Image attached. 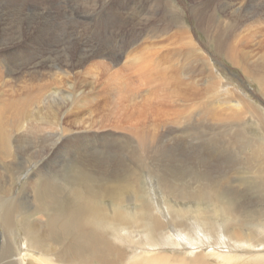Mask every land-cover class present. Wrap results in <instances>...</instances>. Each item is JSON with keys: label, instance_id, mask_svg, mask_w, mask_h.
Masks as SVG:
<instances>
[{"label": "bare ground", "instance_id": "6f19581e", "mask_svg": "<svg viewBox=\"0 0 264 264\" xmlns=\"http://www.w3.org/2000/svg\"><path fill=\"white\" fill-rule=\"evenodd\" d=\"M105 1H111V0H105ZM254 1H256V0H254ZM44 2H46V0H44ZM51 2H55V4H54L55 6H57V4H59V3L63 4L62 0H57V1L51 0ZM140 2L141 3H139L138 0H127L125 3V0H122V7L118 8L121 11L118 13H112L108 17H104L103 20L98 22V25L108 26L109 23L114 24V25L119 24V26L116 25L115 27L117 29H123L124 28L123 26H125V22L127 24L128 20L136 21L137 20L136 17H139V15L148 16L149 13H147L143 10V7L145 6V2L143 0H141ZM253 2L251 4H253ZM71 3L74 4V0H71ZM75 3L76 4L74 6H76V8L73 7L72 10L75 12H79V11L82 12V14L77 13V15H79V16L80 15L83 16V13H86L87 16L85 18H87V17L93 18L95 15H99L102 11L101 6H99V4H101V2L97 3L96 0L94 1L95 4L90 6V9L86 12L81 10L78 7L77 2H75ZM41 4H42L41 0H31V2L27 5V7L30 10V12H29L30 14L28 13L27 15H23L22 14L23 11L21 13H19L17 16V25H20V26L13 27L11 25L12 29L9 32L7 31V29L5 32V28L3 25L4 24H8V25L15 24L16 25V16L12 15L8 18L1 16L2 18L0 19V39L3 38L0 41V101H6V103H7L6 106L0 107V170L2 171V173L5 172L4 173L6 176L5 181L8 182L9 184H11L10 183L12 180L11 178L14 176V175H11L10 173L15 174L16 171H20L21 169H23L24 165L28 166V162H29V161L24 162L21 165L20 163H17L14 161V159L16 158V152H17L16 151V144H15L16 133H18V131H21L24 129L25 130L30 129L31 131H38V132H45L46 130L56 131V128H58V126H59V123H61V121H59L60 117L58 118V116H57L58 110L55 113L51 112V114L48 115L46 118H44V116H42L40 114L41 115L40 120H33L32 121L34 116L31 114L32 109L29 108L30 104H32V103L35 104L36 102H41L40 100L44 96L42 93V90L44 87L41 86L42 90H41V88H39L40 91L37 93V95H35L33 93L35 98H36L35 99V98H33V96H31L32 95L31 90H33V87H32L33 84L31 82H30L31 84L28 83L27 80H29V79H27L25 81V84L23 86L20 85L19 89H17L16 86L13 85L12 80H11L12 77L15 76L14 74L16 71H19V73H23V72H21V69H20L21 66L16 61L13 60L15 58L18 61V59H17L18 57L16 56L17 50L22 48L23 52H24V50L28 49L29 47H32V45H30L28 42H26V39L29 35L30 36H36V37H40V36L44 37L47 33V28L40 22L42 21L43 16H46L48 13L45 14L42 11L39 12L38 8H39V5H41ZM124 4H125L126 8L124 7ZM238 4H239V2H238ZM262 4H261V6H262ZM69 5H70V3H69ZM246 5H247V3H245V2L243 4H241L240 6H237L236 4L228 2V3L224 4V10L223 11L231 13L232 16H239L240 17L247 10V8H244V7H246ZM256 5H257V7L259 6L258 4H256ZM169 6H170L169 7L170 10L167 11V13L170 15V17L168 18L167 21H168V23H172L174 21L177 24V29H175V31L170 33L169 37L166 36V38L169 42V44L167 43L168 46H164V45H162L160 43H156V42L154 44L153 42L150 41L151 44L142 47V49L140 51V55L138 57V60L143 62L142 66L139 68L138 71H139L141 77H145L146 84L150 88V90L148 91L147 94H148V96L152 95V97H153L152 98V104L153 105H151L147 101H142V100L137 101L140 98V96L137 95L136 93H133L131 95L133 89H132V86L129 84V82H126V81L122 82V81L115 79L114 72L106 73L107 78L105 77L106 75L104 76L103 74L102 75L100 74L101 75L100 78L99 79L97 78V81H96L98 83L102 78L105 77L106 78L105 81L107 83L109 82L108 85L113 84L114 89L116 88L115 90H117V91L119 90L120 93H117V94H116V92L114 94L112 93L115 97L118 94H119V96H118V98L116 97L117 102L114 103L110 107L116 108L118 112H119L120 108L123 109V111L121 110L122 111L121 113L122 114L124 113L125 118L124 119L122 118L124 116H122L121 118L123 119L124 122H128L130 124V127L132 130L135 131V130L142 129L144 127V130L140 132V133H142V134H140L141 138H138L137 136H135L136 132H134L132 130H131V133H133V132L135 133V134H132V136H134V139H133L134 143H136L135 139H138L137 142L142 144L141 147L145 148L146 153H147V149H149L146 146L149 145V143L155 145V143H153V142H158L155 139L161 140L158 142V145H160V142L162 143V141H164L163 143H165V141L172 140L171 138H169L168 140H163L164 137L174 135L175 134L174 132H176V133L178 132L177 129L173 130V128H168L169 125L167 126L166 124H164V125L162 124L163 125V131L161 130V132H159V129H155V128H157V126L154 125L156 127H154V128L152 127V130H153V132L155 130L156 131H155V133H151V130H150V132L146 130V126H147L148 122L149 123L153 122V123L157 124L158 120L162 121V123H163V121H165V119H168L166 117L167 115H165L168 113L170 114V112H168V111H167L168 113H166L167 107H165V113H164L165 118H163V120L160 119V118H162L160 116L163 114L162 108H163V106H167V104H168L167 101H169L171 104H172V102H176L177 100L182 101V102L184 101V99L181 98V92H180V90H177V87H178V85L181 86V84H184V85L189 84L190 76L188 77V74L190 73V68H188V67L190 66V64L187 63V59H189V57L192 55H197L198 52H201L202 55L204 53L203 52L204 50L202 49L203 50L202 51L200 49V46L195 42V39L192 35L193 31L191 30V26L188 25L186 19L185 20L182 19L181 13H178L177 11H175V9H177V7H174L172 5H169ZM50 8H52V7H50ZM253 8H256V7H253ZM262 8H263V10L261 11L262 13L257 8V12H260L257 14V16L262 17V15H264V7H261V9ZM190 9L191 8H189V10ZM220 10H221V8H220ZM194 12H196V11H194ZM214 12H212V13H214ZM248 13L249 12H247V15H248ZM199 14H200L199 15L200 24L205 25L206 24V22L204 23L205 13L204 14L199 13ZM209 15H206V16H209ZM254 15H253V17H254ZM177 17H179V18H177ZM249 17H250V15H249ZM135 18H136V20H135ZM196 18H197V16H196ZM232 18H231V20H233ZM4 19H9V21H3ZM224 19L225 18H223V20ZM142 20H144V18ZM148 20L150 21L151 19H148ZM197 20H199V19H197ZM208 20H209V18H208ZM244 20H246V19H244ZM252 20H254V19H252ZM257 20H259V19H257ZM224 22L228 26L231 25V23L226 21V19ZM254 23H256V21H254ZM110 25L108 26V28H111ZM217 25H218V23L212 24V21H211V22H209L208 29H211L212 27L216 28ZM242 25L246 27L247 23L245 25L242 23ZM23 26H25L26 28H24ZM228 26H226V27H228ZM197 27H199V26H197ZM251 27L249 26V28H246V29H248V31L247 30H245V31H247L249 33L250 32L249 30ZM256 27L257 28L255 29V31L253 30V33H255L256 38L258 37L257 42H255V38H254V42L256 43L255 45H257V47H258V49H257L258 52L256 51V53H254V55H253V53L251 51V53L249 54L248 57H253L258 61L251 62V64H248V62H247L248 59L246 61L244 60L243 62H246L244 64L245 66H243L241 68V65L239 64L240 66H238V64H237L239 62L238 59L233 60L235 58L234 57L233 59L231 58V60L234 61L235 65L237 64L238 67H240L241 69H243L245 71V73L248 75V78H250L252 80V82H255L259 85L261 93L264 94V38L263 39L261 38V37H264L263 21H262V23L261 22L259 23V26L257 24ZM171 29H172V27H170L168 24V27H164L163 29H154L155 33H151V32L149 33L148 32L149 33L148 35L152 34V35L157 36L158 38H162L164 35H166V34L168 35V33L170 32ZM202 29H203V27H202ZM239 29H241V27ZM245 31H243V32L246 33ZM54 32H55V37H56V35L59 32L57 31V29H54ZM32 33H34L35 35H33ZM179 34H180V36H179ZM225 34L227 35V33H225ZM73 35L74 34L69 35L68 38H73ZM59 36L60 35H58V37ZM241 36H242V34H241ZM251 36L253 37V35H250L249 40L252 39ZM50 37L52 38V36H50ZM140 38H141L140 34L136 35L135 40H139ZM56 39L58 41L60 38H56ZM252 41L250 40V42H252ZM241 42H243V41H241ZM248 42H246V43L249 44ZM58 43H60V45H62L63 49L54 48L52 53L60 54L59 57H61V54L63 53V51H66V53L68 55V60L71 59L69 62H67V65L69 66V68L64 69V67L62 65L55 67V64L53 63L54 58L49 54L47 55L48 52H45V51L40 52V54L38 55L39 58H38V56H36L35 54L32 53L34 55V58L36 57L35 60L33 57L32 58L22 57L24 63L34 65V68L36 69L35 70L36 74L39 73L40 66H45L48 63H49V67L54 66L53 68L58 70L55 72L56 73L55 74L56 79H54V80L58 81V83H57L58 85L55 84V86L52 87L51 89H48L47 91L44 90V91H46V95H47V93H56V92H58L56 90H59V89L62 90L63 87L61 86L62 84H60V82L64 83L63 81L68 82V85L70 86V88L73 89L74 88L73 84L75 81H73V79H70V78L75 79L78 77H82V75L84 76V75L88 74L90 72V70H92L93 67H97L101 70L111 69V66H112L111 64H117V62L122 58L121 55L114 54V52H110L107 50H106V53H103L102 51H95L94 50L95 47L88 46L87 44H85V45L81 44L82 46H77L76 41L71 42L72 45L69 46L68 48H64V46H63L64 39L63 38H62V40L60 39L58 41ZM184 43L187 44V50L183 49L181 46ZM237 44H238V42H237ZM243 44L245 45V43H243ZM252 44H254V43H252ZM165 47H166V49H165ZM35 48L38 49L39 47L35 46ZM74 48L75 49L77 48V49L74 51L73 50ZM29 49H31V48H29ZM243 49H245V48H243ZM222 50H223V48H222ZM239 50H241V49H239ZM253 50L255 51L256 49L253 48ZM224 51H223V53H224ZM238 52H241V51H238ZM242 52H243V50H242ZM225 53H227V52L225 51ZM72 56L74 57V59ZM225 56H228V55H225ZM184 57H186V60L184 62H182L181 58H184ZM60 61L65 63V61L63 59H60ZM228 61H230V60H228ZM252 61H253V59H252ZM5 62L8 63L7 65H10V64H12V65H10L6 68V65L3 64ZM88 62H92V64L90 63V65L87 67V69H81ZM205 64H206V62H205ZM207 64H208V67H210V64L208 62H207ZM22 65H24V64H22ZM180 67L183 68V70L180 71V73L184 74V75L183 76L180 75L182 77H180V76L178 77V78H180V81H179V80H176V77L178 76V75H176V72L179 73L177 68H180ZM97 76H99V75H97ZM181 78H184L187 80L183 81V80H181ZM242 78H245V77H242ZM216 80L217 81L213 80L211 82V86L216 87L218 82H222L223 88H224L223 91L225 93L224 99L220 100L221 108L224 109L225 111H233L236 115H239V116H240V114L247 113V111L243 110V108L245 106L247 107L248 103L246 102V100L247 99L250 100V98L248 96H244V98H243V97H241L242 95L239 98L238 97L233 98L230 94H228V93H232V90H230L228 88L229 83L227 85V83L222 81V80H224L222 75H218ZM71 81H73V82H71ZM36 82H38V81H36ZM90 83L93 85L92 82H90ZM51 84H49V85L51 86ZM64 84H66V83H64ZM128 85L131 86V87H129L130 90L126 89V87H128ZM251 85H252V83H251ZM102 88H104V87L102 86ZM110 89L112 90V88H110ZM232 89H234V88H232ZM19 91H21V92H19ZM67 91H69V90H67ZM9 92L17 93L19 95V97H15L12 93H11L12 94L11 95ZM69 92H72V90ZM69 92H67V93H69ZM82 92H84V91H82ZM204 92H205V89H204ZM208 92H209V90H208ZM106 93H108V92L106 91ZM21 94H24L25 96L21 95ZM74 95H76V94L74 93ZM78 95H76L77 96L76 98H75V96L73 98L77 99L79 97H82L81 95H79V97H78ZM106 95L108 98L110 97L108 94H106ZM129 95H131V96H130V99L128 100L127 96H129ZM185 96H187V94ZM185 96H182V97H185ZM102 97H103V95H102ZM57 98H59V97L57 96ZM92 99H95V98H92ZM71 100H70V102H71ZM90 100L88 102H90ZM74 101H75V104H77L76 100H74ZM105 101H106V99H105ZM112 102H114V101H112ZM19 103H21V105H17ZM69 103H68V105H69ZM91 103L92 102H90V104ZM57 104H58V102H57ZM90 104H86V105H90ZM203 104H204V102H203ZM53 106H54V104H53ZM95 106H97V105H95ZM204 106H205V104H204ZM72 107L74 109V106H72ZM75 107H77V106L75 105ZM169 107H170V105H169ZM251 107L252 106L250 105V107H248V108H251ZM111 108L108 107V109H109L108 111H110ZM70 109L71 108H68V111ZM90 109H91V107H90ZM252 109L255 110V114H252L250 117H248L249 120H245V121L242 120L244 123L242 124V127H240L241 132H242V134L240 136L243 135L242 136L243 138H241L240 136L239 137L241 139H245V140L249 141L248 143H250V144L254 140L253 146L251 145L252 146V148H251L252 157L251 158L254 159L256 163H254L253 160L251 158H249L248 164L251 165L250 172L253 174V177H254V175L256 176L255 180H257L258 184L260 185L256 189L255 194L259 195L264 200V178H263V175H264V113H263L262 109H259L258 107L254 106V108L252 107ZM85 110H87V109H85ZM96 110H98V109H96ZM242 110H243V112L241 113ZM173 111H175V110H173V108H172V112ZM177 111L178 110H176L174 113L178 114L179 111L178 112ZM161 112H162V114H160ZM73 113H74V111H73ZM76 113H77V111H76ZM80 114H83V113H80ZM171 114H173V113H171ZM179 114H180V112H179ZM67 115L65 114V117ZM86 115H88V114H86ZM89 115H90V113H89ZM107 115L109 116V114H107ZM95 116H97V115H95ZM105 116H106V114H105ZM169 116L170 115H168V117ZM171 116H173V115H171ZM230 116H232V115L229 114V117ZM82 118H83V115H82ZM84 118H85V116H84ZM102 118H103V116H102ZM116 118H117L116 121H119L118 117H116ZM121 118L119 117V119H121ZM169 118L172 119V117H169ZM173 118H176V117H173ZM238 118L240 119V117H238ZM87 119L81 120V117H80L79 121H81L82 123L76 124V126L79 127L80 125H83L85 127H82V126L81 127L84 128V130L87 129L86 131H88V129H89L90 132L92 130L94 132H98V131H95V127L96 128L98 127V130H101L105 134H110L112 132V131H108L109 125H108V123H106L108 120L111 123L110 117H108L107 121L103 119L102 121H104L105 124H103V122L101 121L102 124H99L100 123L99 122L98 126H96L97 122H98L96 117L93 118V120H94V121L92 120L93 122H91V121L89 122V120H87ZM66 120H67V118H66ZM75 120L76 119H74V121ZM112 120H114L113 117H112ZM74 121H72V122H74ZM79 121L77 120L75 122L79 123ZM120 121H122V120H120ZM169 121H171V120H169ZM75 122H74V124H75ZM171 122H169V123H171ZM226 122H228V121H226ZM114 123H115V120H114ZM119 124L120 125L115 123V125L122 126L121 123H119ZM160 124H161V122H160ZM229 124H230V122H229ZM237 124H238V122H237ZM67 125H69V124H67ZM124 125H126V124H124ZM174 125H178V123L174 124ZM180 125H178L179 128H180ZM127 126L129 127V125H127ZM127 126H125V128ZM150 126H152V125H150ZM112 127H114V126H112ZM130 127H129V129H130ZM169 127H171V126H169ZM158 128H159V126H158ZM78 129L80 130V128H78ZM121 129H123V127ZM109 130H110V128H109ZM125 130H128V129H125ZM75 131H77V130H75ZM86 131H84V133ZM128 132H130V131L128 130ZM51 133L54 135L56 134L55 132H51ZM180 133H181V131H180ZM238 134H240V133H238ZM25 135H27V133L23 134V136H25ZM121 136L128 137L125 134L121 135ZM130 136H131V134H130ZM55 138H53V139H55ZM68 138H70V137H68ZM88 138H90V137H88ZM17 139H18V137H17ZM38 139H39V137H38ZM79 139H80V137H79ZM129 139H131V138H129ZM23 140L24 141L28 140V142L32 141L31 138L29 139V137L25 138ZM50 140H52V139H50ZM114 140L118 141L120 139L114 138ZM173 140H175L177 142L180 139H173ZM41 141H40V143H41ZM93 141L95 142V140H93ZM126 141H129V140L127 139ZM147 141H150V142H147ZM20 144H21V142L18 143V147ZM150 147L153 148V145H150ZM138 149H139V147H138ZM143 150H141L140 152H142ZM150 150H149V152H150ZM185 150H186V147H185ZM56 151H57V149H56ZM134 151H136V150H134ZM143 152H142V154H143ZM27 153L28 152H26V154ZM180 153L181 154L183 153L182 149H181ZM72 154H74V153H72ZM154 154H153V156H154ZM169 155H170V152H169ZM169 155H167V154L164 155V153H163V156L167 157ZM31 157H33V156L31 155ZM166 157H162V159H158L160 157H157L156 160H154V163H152V164H150L149 162H147L145 160L146 161L145 166L143 167L144 170H142L140 168V170L143 172L142 175L139 173V170L136 168V166H132L133 164L131 165L130 161H128L129 163H127V164L124 163L125 164L124 165L123 163L118 161L117 156H115L114 159H112V161L109 162L104 157H97L96 155L95 156H87V155H85V153L81 159L77 160V165H75L77 173L73 175L74 177L72 179H65L62 182H58L57 180L52 181L51 177L49 175H47L46 173H43L42 171H38L37 175H35V177L33 178L32 182H31L34 185L33 188H36V190L34 192V201L31 202L32 206L29 207V213H31L32 215L40 213V215L43 214L44 217H46L47 219L43 220L42 217L37 218L35 220V222H38V224L35 226L34 223L31 220H29L30 216L21 217V215L17 214V211L14 207V204L9 203V199L7 197H5L6 195L1 196L2 198L0 201V218H1L2 223H3V225L7 231L6 235H7V240L9 239V244H11L13 246L14 238L18 234L17 219L21 218L25 232H26V238L28 240L29 249L32 248V250H35V251L40 252L42 254L41 256H37V255L31 256L28 264H193V262H195L197 260L198 255H202L203 258H205V257L210 258L209 261L211 264H264V252H255L254 250H253L254 251L253 252L251 249L250 250L247 249L246 252L245 251L244 252H236L237 249L231 248L230 245L227 248V250L222 251L223 249L221 250V246H219L221 244V241L222 240L224 241V239H225L224 237H226V236L229 237V239H232L234 241V247H237V245L242 246L243 243H246L249 246V245H251V243L254 244V242H260V241L264 242V239L262 238V235H264V217L261 218L262 221L259 220V222H257V223L250 222V221H252V220H250V218L252 219L254 214H250V212L245 213V211L247 209L242 206V204L239 200L236 199L235 193L236 192L240 193L239 192L240 190L236 188L235 190L232 191L230 189V187L227 188V187H224L223 184H219V182L217 181L218 178L216 179V177H214L212 172H210V173L207 172L205 174L204 173H200V174L198 173L201 177L205 178L204 181L200 180L199 177L198 178L196 177L197 175H195V174H197V173L193 174L192 177L194 178V180H196L198 182V186L193 185V182L191 184V182H190L191 180L185 181V179L182 176H180L174 172H173V177H170L171 175L166 176V173H164V174L163 173L162 174L157 173V169H158V172L160 171L159 169L168 170L167 169L168 168L167 163L164 160ZM135 158L137 159L138 157L135 156ZM120 160H121V158H120ZM139 164H141V163H139ZM51 165H53V163ZM180 166H184V165H180ZM40 167H41V165H40ZM64 167H66V166L64 165ZM36 169H37V167H36ZM119 170H120V172H119ZM20 174H22V173H20ZM138 174H140V176H138ZM227 179H228V177H227ZM144 180L148 183V186H154V189L152 190V192H154V193H152V194H154L156 198H157V196L164 195L165 196L164 198L168 200V203L164 207L165 209H163L161 211L162 214H164L163 211L164 212L168 211V214H166L167 215V217H166L167 222L164 221L160 217V215L157 214V211L159 212L161 210L160 204H159L160 208H158L157 205L150 203L149 199L145 196V192L141 188ZM5 181L3 182L2 179L0 180V189L2 192H4L2 190V185H3V187H6L8 185ZM251 181H253V180H251ZM8 192L9 191H7V193ZM152 194H150L151 199L154 198L152 196ZM195 195H197L198 197L194 198L193 196H195ZM104 198H110L112 200L113 204H111V205L109 204L110 209H108V210H107L108 206L106 207V205H104L100 201V200H103ZM185 199H188L190 201L191 200H194V201L203 200V201H205L207 207L203 208L204 210L205 209L207 210L208 208H210V209L211 208H217L219 210L216 212V214L218 216H222V219H224L222 222L219 220L211 222L210 219L208 217L205 218V215H204L201 217L203 219V222H202V219L200 218L199 215L195 216V223L194 224L198 227H194V230L188 229L187 231H184L181 234L182 240H184L188 244L192 245V247H190V248L186 247L185 244L181 245L180 240L179 239L175 240V238L171 234H168L167 237H163V238L159 237V234L162 231H164L163 224L166 223V225L167 224L169 225V222L177 224L179 222H182L183 221L182 219H184V218L187 219V216L186 217L183 216L184 208L181 206H175V205L181 203ZM132 201L137 202L135 207L130 206V203ZM261 205L263 206V204H260V206ZM46 210L52 211V214L47 213ZM191 210L192 209L189 208L190 212H191ZM198 210L200 211V208ZM257 212L261 213V212H259V210ZM170 214H172L174 217L171 218ZM216 214L214 213L213 215H216ZM176 215L178 218H180L178 221L176 219ZM184 215H186V214H184ZM161 220L164 222L163 224H162ZM255 221H256V219H255ZM190 225H193V223L191 222ZM126 228L129 229V232L124 231ZM166 229H167V226H166ZM106 230H107V233L109 231H111L113 234H115L116 239L130 240V238H131L132 242L134 241L133 240L134 235H132L133 231L134 232L140 231L143 233V235H142L141 239L134 241V243L140 242L145 247L148 246L149 248H155L154 246L161 245V244L176 245V246L181 245L182 247L185 246L184 249L191 250L192 252H173L174 257L171 261L168 258V256L159 255L163 252H151V253H147V254H142V252H134V253H131L127 258H124L123 250H121L120 246H117L116 244H113L110 241L111 239L108 238ZM202 232H205V241L203 240L204 236H203ZM211 233L218 235V237H219V235H221V239L218 238L219 240L213 241L209 237V235ZM0 234H1V232H0ZM241 234H244V236H246L245 238H247V239H245ZM204 243H205L204 249L205 248L207 249L208 247H210L211 252H206V249H205V252H202V251L201 252H193L194 250H198L199 248H202ZM257 245H259V244H257ZM262 246L264 247V243ZM11 249H12V247H11Z\"/></svg>", "mask_w": 264, "mask_h": 264}, {"label": "rangeland", "instance_id": "374dc122", "mask_svg": "<svg viewBox=\"0 0 264 264\" xmlns=\"http://www.w3.org/2000/svg\"><path fill=\"white\" fill-rule=\"evenodd\" d=\"M94 1L93 0H74V4H72L71 0H62L63 4L59 3V4H57V6H55L54 5L55 2H51V0H48V1L46 0V2H44V0H41L42 4L39 5L38 10H39V12L42 11L45 14L46 13H48V14L46 16H43V19L40 23H42L47 28V33L44 37H42V36L36 37V36H30L29 35L26 39V42H28L30 45H32V47H29L31 49L28 48V49L24 50V52H23V49L20 48L16 52V54H17L16 56L18 57L17 58L18 61L15 58L13 60L16 61L21 66L20 69H21V72H23V73H19V71L15 72V74H14L15 76L12 77V79H11L13 85L16 86L17 89H19V86L20 85L23 86L25 84V81L27 79H29V80H27L28 83L33 84L32 85L33 90H31V94H32L31 96H33V98H35L34 94L37 95V93L40 91L39 88H41V90H42V87H44L42 90V93L44 96L40 100L41 102H36L35 104L34 103L30 104L29 108L32 109L31 114L34 116L32 121L33 120H40L41 115L44 116V118H46L48 115L51 114V112L55 113L58 110L57 116H58V118L60 117L61 120L59 119V121H61V123H59V126H58V128H56V131L46 130L45 132H38V131H31L30 129H28V130L24 129L25 131L21 130V131H18V133H16L15 144H16V151L17 152H16V158L14 159V161L17 163H20L21 165L24 162H28V161L29 162H28V166L24 165V168L21 169L20 171H16L15 174L10 173L11 175H14L11 178L12 179L10 182L11 184H9L8 182L5 181L6 180V176L4 174L5 172L2 173V171L0 170L1 171L0 172V180L2 179L3 182L5 181L8 184L6 187H3V185H2V190L4 192H2L0 189V201L2 198L1 196L6 195L5 197H7L9 199V203L14 204V207L17 211V214L21 215V217L30 216L29 220H31L34 223V225L36 226L38 224V222H35V220L37 218L42 217L43 220L47 219L46 217H44L43 214L40 215V213H39V214L32 215L31 213H29V207L32 206L31 202L34 201V192L36 190V188H33L34 185L31 182H32L33 178L35 177V175H37L38 171H42L43 173H46L47 175H49L51 177L52 181L57 180L58 182H62L65 179H72L74 177L73 175L77 173L76 172L77 171L76 166H75V165H77V160L81 159L85 153V155H87V156H95L96 155L97 157H104L109 162H111L115 156H117L118 161L123 163V164L124 163L127 164V163H129L128 161H130L131 165L133 164L132 166H136V168L139 170V173L142 175L143 172L140 170V168L142 170H144L143 167L145 166L146 161L149 162L150 164H152V163H154V160H156L157 157H160L158 159H162V157H166V156H163V153H164V155H166V154L169 155V152H170V155L164 159L167 163V167H168L167 169L168 170L159 169L160 171L158 172V169H157V173H161V174L166 173V176L171 175L170 177H173V172H174V173L182 176L185 179V181L191 180L190 181L191 184L193 182V185L198 186V182L196 180H194L192 175L197 173V174H195V175H197L196 177L197 178L199 177L200 180L204 181L205 178L201 177L199 174L200 173L205 174L207 172H209V173L212 172L214 177H216V179L218 178L217 181L219 182V184H223V186L227 187V188L230 187V189L232 191L235 190L236 188L240 190L239 191L240 193H237V192L235 193L236 199L241 202V204L244 208L247 209L245 211V213L250 212V214H254L252 219L250 218V220H252L250 222L257 223V222H259V220L262 221L261 218L264 217V210H263L264 209V203H263L264 200L259 195L255 194L256 189L260 185L258 184L257 180H255L256 176L254 175V177H253V174L250 172L251 165L248 164L249 158L252 157L251 148L253 146L254 140L250 144V143H248L249 141H247L245 139H241V138H243L242 137L243 135L240 136L242 134L240 127H242V124L244 123L243 121L249 120L248 117H250L252 114H255V110L252 109V107L253 108H254V106L258 107L259 109H262V111L264 113V94L261 93L259 85L255 82H252V80L250 78H248V75L245 73V71L243 69H241L243 66H245L244 64L246 62H243L244 60L246 61L248 59L247 60L248 64H251V62L258 61L255 58L248 57V56L251 53V51H252L253 55H254V53H256V51L258 52V50H257L258 47H257V45H255L256 44L255 42H257L258 37L257 38L255 37V33H253V30L255 31V29L257 28L256 27L257 24L259 26V23L260 22L262 23V21H263V25H264V15H262V17L257 16V14L263 10V8L261 9V7H264V0H256V1H254V0H246V1L245 0H234V1L233 0H225V1L224 0H143L145 2V6L143 7V10L145 12L149 13V15L148 16L139 15V17H136L137 20L135 18L136 21L128 20L127 24L125 22V26H123L124 27L123 29H117L115 27L116 25L119 26V24L114 25V24L109 23L108 26L111 24L110 25L111 28H108V26L98 25V22L103 20L104 17H108L112 13H118L121 11L118 8L122 7V0H111V1L96 0L97 3L101 2L102 5L99 4V6H101L102 11L99 15H95L93 18H90V17L85 18L87 16L86 13H83V16L82 15L79 16V15H77V13L82 14V12H80V11L75 12L72 10L73 7L76 8V6H74V5L76 4L75 2H77L78 7L81 10L86 12L90 9V6L95 4ZM126 1L127 0H125V3H126ZM138 1H139V3H141L140 2L141 0H138ZM30 2H31V0H0V19L2 18L1 16L5 17V18H8L12 15L16 16V25L15 24H10V25L4 24L3 25L5 28V32H6V29L9 32L12 29V26L13 27L20 26V25H17V16L22 11H23L22 12L23 15H27L30 12L29 8L27 7V5ZM228 2L236 4L237 6H240L244 2L247 3L246 7H244V8H247L246 11L249 12L248 15H247L246 11L240 17L239 16H232L231 13L223 11L224 10V4H226ZM238 2H239V4H238ZM252 2H253V4H251ZM69 3H70V5H69ZM256 4H258L260 7L259 6L257 7ZM261 4H262V6H261ZM169 5L177 7V9H175V11H177L178 13H181L182 19H184V20L186 19L188 25L191 26V30L193 31L192 35L195 39V42L200 46L201 50L202 49L204 50V51L202 50L204 53L202 55L201 52H198L197 55H192L189 57V59H187V63L190 64V66L188 67V68H190V73L188 74V77L190 76L189 84L188 85L181 84V86L178 85V87H177V90H180L181 98H183L184 101L182 102V101L177 100L178 102L177 101L172 102V104L174 106L169 101H167V103H168L167 106H163L164 109L162 108L163 114H162V112L160 113V114H162L160 116L162 118H160V119L163 120V118H165L164 116L167 115L166 117L169 120L172 121L174 119L175 121L173 120L171 122L168 119H165V121H163V123H162V121L158 120L157 124L153 123V122H150V123L148 122L147 126H146V130L149 132L151 130V133H155L156 130L153 132L152 127L154 128L156 126H157V128H155V129H159V132H161V130L163 131V125L164 124H166L167 126L168 125L171 126V127L168 126V128H173V130L177 129L178 132L177 133L174 132L175 133V134L173 133L174 135L164 137L163 140H168L169 138H171L172 140L165 141V143H163L164 141H162V143L160 142V145H158V142L161 140L155 139L158 141V142H153V143H155L156 146L154 144L149 143V145L146 146L147 148H149V149H147V153H146L145 148L141 147L142 144L137 142L138 139H135L136 143H134V140H133L134 136H132V134H135L134 132H136L135 136H137L138 138H141L140 134H142V133H140V132L144 130V127L143 128L141 127L142 129H139L140 131L139 130H135V131L132 130L130 127V124L128 122L123 121V119L125 118L124 113L123 114L121 113L123 111V109L120 108V110L118 112L116 108L110 107L114 103L117 102L116 97L118 98V96H119V94H118L115 97L113 94L115 92H116V94L120 93V92H119V90L118 91L115 90L116 88L114 89L113 84L108 85L109 82L107 83L105 81V79L107 78L106 73L114 72L115 79L122 81V82H125V81L129 82V84L132 86V89H133L131 95L133 93H136L137 95L140 96V98L137 101H140V100L147 101L151 105H153L152 104V98H153L152 95L148 96V94H147L148 91L150 90V88L146 84L145 77H141V75L138 71L139 68L143 64V62L138 60V57L140 55V51H141L142 47L151 44V42H153L154 44L156 42V43H160L164 46H168L169 42H168L166 36L169 37V34L172 33L173 31H175V29H177V24L174 21L172 23H168V21H167L168 18L170 17V15L167 13V11L170 10ZM50 7H52V8H50ZM124 7H125V4H124ZM253 7H256V8H253ZM189 8H191V9L189 10ZM220 8H221V10H220ZM257 8L260 12H257ZM194 11H196L198 14ZM212 12H214V13H212ZM199 13H201V14L205 13V19H204V23L206 22L205 25L200 24V22H199L200 21V18H199L200 14ZM206 15H209V16H206ZM249 15H250V17H249ZM253 15H254V17H253ZM196 16H197V18H196ZM143 18H144V20H142ZM177 18H179V17H177ZM208 18L210 21L208 20ZM223 18H225L226 21L230 22L231 25L228 26L227 24H225V22H224L225 19L223 20ZM231 18L233 20H231ZM148 19H151V20L149 21ZM197 19H199V20H197ZM244 19H246V20H244ZM252 19H254V20H252ZM257 19H259V20H257ZM3 21H9V19H4ZM211 21H212V24L218 23L216 28L212 27L211 29H208L209 22H211ZM254 21H256V23H254ZM242 23L244 25L247 23L246 27L243 26ZM168 24L170 27H172V29L170 30L168 35L166 34L163 36L165 39L163 37L158 38L157 36L152 35V34L148 35L150 32L155 33L154 29H163L164 27H168ZM197 26H199V27H197ZM226 26H228V27H226ZM239 26L241 27V29H239L240 28ZM249 26L250 27L252 26V27L250 28V30H249L250 32L248 33L247 32L248 29H246V28H249ZM23 27L26 28L25 26H23ZM202 27H203V29H202ZM54 29H57V31L59 32L56 35V37H55ZM245 30H247V31H245ZM243 31H245L246 33H244ZM225 33H227V35ZM32 34L35 35L34 33H32ZM71 34H74L73 38H68V36ZM139 34L141 35V38L139 40H135L136 35H139ZM241 34H242V36H241ZM249 34L253 35V37L251 36L252 39H250L251 41L253 40L252 42H250V40H249V38H250ZM58 35H60V36L58 37ZM50 36H52V38ZM179 36H180V34H179ZM56 38H60L61 40H62V38L64 39V43H63L64 48H68L69 46L72 45L71 42L76 41L77 46H82L81 44H84V45L87 44L88 46L95 47L94 48L95 51H102L103 53H106V50H107L110 52H114V54L121 55L122 58L117 62V64H111L112 65L111 69L101 70L97 67H93L92 70H90V72L88 74H86L84 76L82 75V77H78L75 79L70 78V79H73V81H75L73 84L74 85L73 89L70 88V86L68 85V82L63 81L66 84L60 82V84H62L61 86L63 87L62 90L59 89L60 91L56 90V91H58L56 93H47V95H46V91L48 89H51L52 87H54L55 84L58 85L57 84L58 81L54 80V79H56L55 78L56 77L55 72L58 70L53 68L54 66L49 67V63H48L45 66H40V68H39L40 71H39V73L36 74V72H35L36 69L34 68V65L24 63L22 57H25V58L26 57H30V58L33 57L34 58L33 54L38 56L41 51H45V52H48L47 55L49 54L54 58L53 63L55 64V67L62 65L64 67V69L69 68V66L67 65V62H69L71 59L68 60V55H67L66 51H63V53L61 54V57H59L60 54L52 53L54 48L63 49L62 45H60V43H58V41L60 39L57 41ZM254 38H255V42H254ZM261 38L263 39L264 37H261ZM2 39L3 38H1L0 41ZM238 40L240 42L243 41V42H241L242 44ZM237 42H238V44H237ZM246 42H248L249 44H247ZM243 43H245V45ZM252 43H254V44H252ZM35 46L39 47L38 48L39 50L36 49ZM181 46L183 49L187 50V44L186 43L182 44ZM221 47L223 48V50ZM243 48H245V49H243ZM253 48L256 50L254 51ZM76 49L74 48L73 50L75 51ZM165 49H166V47H165ZM239 49H241V50H239ZM224 50L228 54L225 53ZM242 50H243V52H242ZM223 51H224V53H223ZM238 51H241V52H238ZM225 55H228V56H225ZM35 58H34V60H35ZM38 58H39V56H38ZM231 58L232 59L234 58L233 60L238 59L239 62L237 64H238V66L241 65V68L238 67L237 64L235 65L234 61H232ZM60 59H63L65 61V63L60 61ZM73 59H74V57H73ZM227 59L230 60L231 62L228 61ZM252 59H253V61H252ZM181 60H182V62H184L186 60V57L181 58ZM203 60L206 62V64L208 62L210 64V67H208V64L206 65ZM90 63L92 64V62H88L85 65L86 67L84 66L85 68L83 67L81 69H87V67L90 65ZM3 64L6 65V68L8 66L12 65V64L7 65L8 64L7 62H5ZM22 64H24V65H22ZM177 69H178L179 73L176 72V75H178L176 77V80L180 81V78H178V77L180 75H182V76L184 75V74L180 73V71H182L183 68L180 67ZM100 74L101 75L103 74L104 76L106 75L105 76L106 78L105 77L102 78L98 82L100 84L99 85L96 81H97V78L98 79L100 78V76H101ZM97 75H99V76H97ZM218 75H222V77L224 78V80H222V81L227 83V85L229 83L228 88L230 90H232L233 94L232 93H228V94H230L233 98H235V97L239 98L241 95H242L241 97H243V98H244V96H248L250 98V100L249 99L246 100V102L249 105L247 104V107L245 106L243 108V110H246L247 113L240 114V116H239V115H236L233 111H225L224 109L221 108L220 100H223L225 97V93L223 91V89H224L223 83L218 82L216 87L211 86V82L213 80L217 81L216 79H217ZM182 76H180V77H182ZM242 77H245V78H242ZM181 80L186 81L187 79L181 78ZM36 81H38V82H36ZM73 81H71V82H73ZM90 82H92L93 85ZM251 83H252V85H251ZM49 84H51V86ZM102 86L104 88H102ZM131 86L128 85V87H126V89H129V87H131ZM109 87L112 88V90ZM232 88H234V89H232ZM66 89L69 91L72 90V92H69ZM204 89H205V92H204ZM44 90H46V91H44ZM208 90H209V92H208ZM66 91L69 93H67ZM82 91H84V92H82ZM106 91L108 93H106ZM19 92H21V91H19ZM9 93L10 94L12 93L15 97H19V95L17 93H14V92H9ZM74 93L76 95L79 94L82 97H79V95H78L79 98L74 99L73 98L74 96H75V98L77 97L76 95H74ZM106 94H108L110 97L108 98ZM186 94H187V96H185ZM21 95H24V94H21ZM102 95L104 98L102 97ZM131 95L127 96L128 100L130 99ZM57 96L59 98H57ZM182 96H185V97H182ZM68 98L72 99V100L70 99L71 102ZM92 98H95V99H92ZM105 99H106V101H105ZM74 100H76L77 104H75ZM89 100L94 105L92 103H91L92 104L91 105L90 102H88ZM112 101H114V102H112ZM57 102H58V104H57ZM67 102L68 103L70 102L69 105ZM203 102H204L205 106H204ZM53 104H54V106H53ZM74 104L77 107H75ZM86 104H90V105H86ZM6 105H7L6 101H0V107L6 106ZM17 105H21V103H19ZM95 105H97V106H95ZM169 105H170V107H169ZM250 105L252 107L248 108V107H250ZM72 106H74V109ZM89 106L91 107V109ZM108 107L111 108L110 111H108L109 110ZM165 107H167V109H168V110L166 109V113L170 112V114L168 113V114L164 115ZM68 108H71L72 110L70 109L68 111ZM84 108L87 109L88 111L85 110ZM95 108L98 109L99 111L96 110ZM172 108L175 111L178 110L180 112V114L178 111H177L178 114H175L174 113L175 111L172 112ZM243 110L241 111V113L243 112ZM73 111H74V113H73ZM76 111L78 114L76 113ZM80 113H83V114H80ZM89 113H90V115H89ZM171 113H173V114H171ZM65 114L66 115L68 114L67 115L68 117L67 116L65 117ZM86 114H88V115H86ZM105 114H106V116H105ZM107 114H109V116ZM229 114L232 116L229 117ZM82 115H83V118H82ZM95 115H97V116H95ZM168 115H170L169 117H172V119L169 118ZM171 115H173V116H171ZM84 116H85V118H84ZM102 116H103V118H102ZM107 116L110 117L111 123L109 122ZM122 116H124V117H122ZM80 117H81V120H86L89 117L87 119V120H89V122L90 121L93 122L94 121L93 118L96 117V119L98 121L96 126H98L99 122H100L99 124H102V122H103V124H105V122L102 121L103 119L106 121L108 120L106 122L109 125L108 131H112V132L110 134H105L101 130H98V127L97 128L95 127V131H98V132L100 131L99 133L94 132L93 130L90 132L89 129H88V131H86L87 129L84 130V128H82L85 126H83V125H80L79 127L76 126V124L82 123L81 121H79ZM112 117L115 120L116 124L120 125L119 123H121L122 126L115 125L114 120H112ZM116 117H118L119 121H116V119H117ZM119 117L120 118L122 117L123 119L122 118L119 119ZM173 117H176V118H173ZM238 117H240V119ZM66 118H67V120H66ZM74 119H76L75 121L78 120L79 123L78 122L76 123L74 121ZM68 120L69 121L71 120L70 121L71 123ZM120 120H122V121H120ZM72 121H74L75 124ZM168 121L171 123H169ZM226 121H228V122H226ZM160 122H161V124H160ZM176 122L178 123V125L181 124L180 128L178 127V125H174V124H177ZM229 122H230V124H229ZM237 122H238V124H237ZM67 124H69L71 127ZM124 124H126V125H124ZM127 125H129L130 129ZM150 125H152V126H150ZM154 125H156V126H154ZM112 126H114V127H112ZM125 126H127V127L125 128ZM158 126H159V128H158ZM120 127L121 128L123 127V129H121ZM78 128H80V130ZM109 128H110V130H109ZM125 129H128L130 132H128V130H125ZM75 130H77V131H75ZM131 130L134 132L131 133ZM84 131H86V132L84 133ZM180 131H181V133H180ZM51 132H55L57 135L56 134L54 135ZM24 133H27V135L23 136ZM238 133H240V134H238ZM124 134L126 136H128L129 138H131L132 140L129 139L128 137L121 136ZM130 134H131V136H130ZM27 136L29 137V139L31 138V140H32L31 142H28V140H26V141L23 140L25 138H28ZM17 137H18V139H17ZM38 137L40 140L38 139ZM68 137H70V138H68ZM79 137H80V139H79ZM88 137H90V138H88ZM49 138L52 140H50ZM53 138H55V139H53ZM114 138H119L120 140L115 141L116 139L114 140ZM127 139L130 142L126 141ZM173 139H180V140H178L176 142ZM93 140H95V142ZM40 141H41V143H40ZM17 142L18 143L21 142L19 147H18ZM147 142H150V141H147ZM150 145H153V148H151ZM138 147H139V149H138ZM185 147H186V150H185ZM56 149L58 152L56 151ZM181 149H182L184 154L180 153ZM134 150H136V151H134ZM141 150L144 151V152L142 151L143 154H142V152H140ZM149 150H150V152H149ZM26 152H28V153L26 154ZM72 153H74L75 155ZM153 154H154V156H153ZM31 155L33 157H31ZM135 156L138 158L136 159ZM119 157L121 158V160ZM252 160L254 163H256L254 159H252ZM52 163L54 166L51 165ZM139 163H141V164H139ZM40 165H41V167H40ZM64 165L67 168L64 167ZM180 165H184V166H180ZM36 167H37V169H36ZM119 172H120V170H119ZM20 173H22V174H20ZM140 174H138V176H140ZM227 177H228V179H227ZM263 178H264V175H263ZM251 180H253V181H251ZM141 188L144 190L145 196L149 199L150 203L157 205L158 208H160V206H161V210L159 212L157 211V214L160 215V217L164 221L167 222V218H166L167 215L166 214H168V211H166V212L163 211L164 214H162V212H161L163 209H165L164 207L168 203V200L164 198L165 196L164 195L157 196V198H158L157 199L155 197V195L152 194V193H154V192H152V190L154 189V186H148V183L145 180L143 181ZM7 191H9V192L7 193ZM150 194H152V196L154 197L153 199L150 198ZM193 197L196 198L198 196L195 195ZM100 201H101V203L106 205V207L108 206L107 210L110 209V205L113 204L112 200L110 198H104L103 200H100ZM136 204H137L136 201L135 202L132 201L130 203V206L135 207ZM159 204H160V206H159ZM260 204H263V206L262 205L260 206ZM175 206H181L184 208L183 216L184 217L187 216V219L184 218V219H182L183 220L182 222H179L177 224L170 223L168 221L169 225L168 224L166 225V223L163 224L164 222L161 220V222L164 226V231H162L159 234V237L163 238V237H167L168 234H171V235H173L175 240H178V239L180 240L181 245L185 244V246L189 247V248L192 247V245H190L186 241L182 240L181 234L184 231H187L188 229L194 230V227H198L194 224L195 223V216L199 215L201 218L202 216L205 215V218L208 217L211 222L212 221H218V220L222 222L224 220V219H222V216H218L216 214V212L219 209L208 208L207 210L206 209L204 210L203 208H205L207 206H206V202L203 200H200V201L191 200L190 201L188 199H185L181 203H179ZM189 208L192 209L191 212L189 211ZM199 208H200V211L198 210ZM258 210L261 213H258L257 212ZM46 212L52 214V211H50V210H46ZM214 213L216 215H213ZM184 214H186V215H184ZM170 217L172 218L174 216L172 214H170ZM176 219L178 221L180 218H178L176 215ZM255 219H256V221H255ZM191 222L193 223V225H190ZM202 222H203V219H202ZM166 226H167V229H166ZM17 230H18V234L15 236L14 241H13V246H12L11 244H9V239L7 240V235H6L7 231H6V229L2 223V220L0 218V232H1V234H0V240H1L0 241V264H28L31 256H33V255L41 256L42 255L40 252L32 250V248L29 249L28 240L26 238V232H25L21 218L17 219ZM124 231L129 232V229L126 228ZM106 233H107V230H106ZM202 234L204 236L203 240L205 241V232H202ZM132 235H134L133 240L137 241V240L141 239L143 233L140 231L139 232L133 231ZM241 235L244 238L246 237V236H244V234H241ZM107 236L109 239H111L110 241L113 244L120 246L121 250H123V252H124V258H127L131 253H134V252H142V254H147V253H151V252H163L159 255L168 256V258L171 261L174 257L173 252H192L191 250L184 249L185 246L182 247L181 245L176 246V245L161 244V245L154 246L155 248H149L148 246L145 247L140 242H137V243L136 242L134 243V241L132 242L131 238H130V240L116 239L115 234H113L111 231H109L107 233ZM209 237L213 241L219 240L218 238L221 239V235H219V237H218V235H216L214 233H211L209 235ZM224 238H225L224 241L222 240L221 244L219 245V246H221V250L223 249L222 251L227 250V248L230 245L231 248L237 249L236 252H244V251L246 252L247 249L248 250L251 249L252 251L254 250L255 252H264V247L262 246L264 242H262V241L254 242V244L251 243V245H249V246L246 243H243L242 246L237 245V247H234V241L232 239H229V237H227V236ZM262 238L264 239V235H262ZM245 239H247V238H245ZM257 244H259V245H257ZM204 246H205V243L203 244L202 248H199L198 250H194L193 252H201V251L205 252L206 248L204 249ZM11 247H12V249H11ZM206 252H211V248L208 247L206 249ZM209 260H210V258H206V257L203 258L202 255H198L197 260L195 262H193V264H211Z\"/></svg>", "mask_w": 264, "mask_h": 264}]
</instances>
